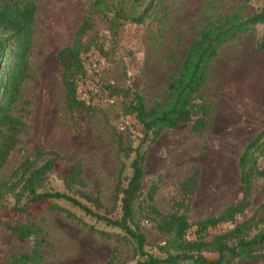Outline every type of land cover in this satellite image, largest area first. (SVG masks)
I'll return each mask as SVG.
<instances>
[{
    "label": "rangeland",
    "instance_id": "rangeland-1",
    "mask_svg": "<svg viewBox=\"0 0 264 264\" xmlns=\"http://www.w3.org/2000/svg\"><path fill=\"white\" fill-rule=\"evenodd\" d=\"M109 1L124 11L133 10L135 15L148 2L152 8L142 23L119 21L114 28H109L102 17L94 16L93 29L84 39L92 45L81 56L85 74L76 90L78 97L89 104L90 117L76 110L78 129H74L64 110L55 53L70 42L83 15L85 0H34L33 49L29 58L32 79L21 90L30 101L24 106L26 128L0 169V181L35 151L54 150L70 162L80 163L85 191L96 192L105 208L112 211L111 216L118 217L111 197L118 160L124 163L128 174L132 158L116 155L112 137L119 134L126 147L140 146L145 152L140 206L135 216L145 235V251L157 254L156 246L162 245V238L146 219L154 216L145 198L151 184H156L151 206L166 213L178 198L179 181L192 167L199 168L198 186L187 213L190 224L219 215L240 197L237 157L247 141L264 127V50L255 47L256 41L264 37V25H256L222 45L211 61L201 95L212 111L206 129L200 134L190 131V123H182L175 129L162 131L150 142L134 120L123 114L122 99L106 96L104 87L128 88L141 95L146 106L160 101L168 78L177 71L186 47L205 19L217 20L237 9L242 15H250L260 9L263 0H141L139 5L132 0ZM95 45L102 46V53ZM169 53L174 54L175 63L165 60ZM253 112L259 114L260 120L252 126ZM257 163L262 166L264 158ZM44 190H62L58 176H51ZM263 197L264 180L256 179L252 182L249 206L235 217V222L251 216ZM57 203L74 218L54 211L17 217L42 229L43 234L36 240L19 239L0 228V264H7L10 254L29 252L36 241L42 259L33 264L135 263L130 245L119 238L122 235L119 229L97 222L65 202ZM90 227L94 230L90 231ZM231 227L232 224L223 223L208 234L222 233Z\"/></svg>",
    "mask_w": 264,
    "mask_h": 264
},
{
    "label": "trees",
    "instance_id": "trees-1",
    "mask_svg": "<svg viewBox=\"0 0 264 264\" xmlns=\"http://www.w3.org/2000/svg\"><path fill=\"white\" fill-rule=\"evenodd\" d=\"M141 0H132L139 5ZM163 1V0H159ZM152 8L151 2L135 15L133 10L124 11L109 0H85L83 15L73 30L68 44L55 53L59 67V84L63 91L66 117L74 129H78L75 111L90 117V106L76 92L79 79L85 74L81 56L92 42H84L93 29L94 16L102 17L109 28L119 21L142 23ZM36 5L34 0H0V169L24 132L25 109L30 101L23 97L22 86L32 79L29 58L33 49ZM256 25H264V0L260 9L250 15H242L239 9L221 16L207 18L195 38L186 47L175 74L168 78L165 93L160 101L146 106L144 99L128 88L105 86L106 96L119 97L121 110L140 127L141 132L153 142L164 130L175 129L182 123H190V131L200 134L208 124L212 107L204 102L201 90L208 78L209 65L219 48L248 33ZM257 50H264V37L255 43ZM102 53V46L95 45ZM175 63V56H165ZM112 143L116 155L132 158L127 166L118 160L116 178L111 197L119 211L111 216L98 194L85 191V181L79 162H70L66 156L54 150H37L31 158L16 165L5 180L0 181V228L19 239H29L43 234L41 228L20 216H31L40 211H54L74 218L73 214L57 202H65L79 209L86 216L122 232L121 241L130 245L134 264H238L253 259H264V197L251 216L235 222L250 203L252 182L264 180V127L247 143L237 157L240 197L226 206L219 215L209 216L190 224L187 219L189 205L198 186L200 170L192 167L177 185L178 198L170 210L160 213L151 206L156 184H151L145 198L148 210L147 222L162 238L156 246L157 254L145 251L146 239L136 220L138 199L144 174L145 152L140 146L126 147L119 134H113ZM60 170L59 174L57 171ZM51 176H58L62 190H44ZM141 209V208H140ZM142 210V209H141ZM223 223H230L228 230L210 235L209 230ZM194 229L191 231V228ZM90 231L94 230L92 227ZM108 237L105 232L97 231ZM191 234V236H190ZM206 254H209L207 256ZM42 259L37 241L29 252L10 254L7 264H33ZM116 264H125L119 261Z\"/></svg>",
    "mask_w": 264,
    "mask_h": 264
},
{
    "label": "crops",
    "instance_id": "crops-1",
    "mask_svg": "<svg viewBox=\"0 0 264 264\" xmlns=\"http://www.w3.org/2000/svg\"><path fill=\"white\" fill-rule=\"evenodd\" d=\"M253 53H259V52L258 51H254ZM252 117H253V119H252V122H253L252 126H253L256 121L260 120V118H259V114L254 115V112L252 113ZM238 264H264V259H253V260L244 261V262H241V263H238Z\"/></svg>",
    "mask_w": 264,
    "mask_h": 264
}]
</instances>
